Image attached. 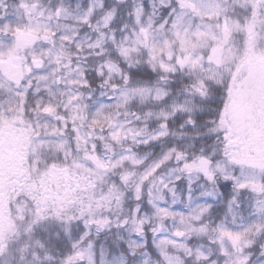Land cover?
I'll use <instances>...</instances> for the list:
<instances>
[{"label": "snow or ice", "instance_id": "obj_1", "mask_svg": "<svg viewBox=\"0 0 264 264\" xmlns=\"http://www.w3.org/2000/svg\"><path fill=\"white\" fill-rule=\"evenodd\" d=\"M0 264H264V0H0Z\"/></svg>", "mask_w": 264, "mask_h": 264}]
</instances>
